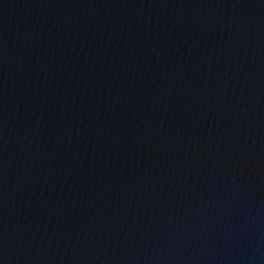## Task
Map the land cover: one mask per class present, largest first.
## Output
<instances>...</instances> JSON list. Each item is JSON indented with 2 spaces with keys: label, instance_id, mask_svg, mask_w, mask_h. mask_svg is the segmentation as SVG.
Wrapping results in <instances>:
<instances>
[{
  "label": "water",
  "instance_id": "95a60500",
  "mask_svg": "<svg viewBox=\"0 0 264 264\" xmlns=\"http://www.w3.org/2000/svg\"><path fill=\"white\" fill-rule=\"evenodd\" d=\"M0 264H264V0H0Z\"/></svg>",
  "mask_w": 264,
  "mask_h": 264
}]
</instances>
